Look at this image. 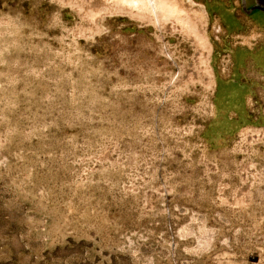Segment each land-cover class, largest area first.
I'll list each match as a JSON object with an SVG mask.
<instances>
[{
    "label": "rangeland",
    "instance_id": "374dc122",
    "mask_svg": "<svg viewBox=\"0 0 264 264\" xmlns=\"http://www.w3.org/2000/svg\"><path fill=\"white\" fill-rule=\"evenodd\" d=\"M142 1L0 0V264H264L260 1Z\"/></svg>",
    "mask_w": 264,
    "mask_h": 264
},
{
    "label": "bare ground",
    "instance_id": "6f19581e",
    "mask_svg": "<svg viewBox=\"0 0 264 264\" xmlns=\"http://www.w3.org/2000/svg\"><path fill=\"white\" fill-rule=\"evenodd\" d=\"M121 1V0H120ZM122 1H124V2H127V4L129 3V5H133V7L134 6H136V5H138V4H143L144 2L142 1V0H122ZM146 1V0H145ZM156 1V0H155ZM160 2H161V0H160ZM148 5H151V7H153L154 8V6H155V3H154V1L153 0H147V2H146ZM136 4V5H135ZM145 4V3H144ZM177 4V3H176ZM161 5H162V10H163V12L165 13V14H169L170 16H173V17H179L180 16V18H179V22H180V24H181V26L182 25H187V21H184V19H186V18H190V17H193V19H196V20H198L199 22H201L202 20H203V17L199 14V13H195V12H186V11H184L183 9H180V7H178V6H175L174 4H172V5H174V6H172L171 4H170V0H162V2H161ZM139 7V6H138ZM145 7V6H144ZM148 8V6L146 7V9ZM178 8L180 9V10H178ZM153 10V9H152ZM166 16H168V15H166ZM168 18H170V17H168ZM176 19V18H175ZM179 24V25H180ZM201 40H202V42L203 43H205V41H204V37L203 36H201Z\"/></svg>",
    "mask_w": 264,
    "mask_h": 264
},
{
    "label": "flooded vegetation",
    "instance_id": "af4514ba",
    "mask_svg": "<svg viewBox=\"0 0 264 264\" xmlns=\"http://www.w3.org/2000/svg\"><path fill=\"white\" fill-rule=\"evenodd\" d=\"M261 5H258L257 6V9L260 10V11H264V0H259Z\"/></svg>",
    "mask_w": 264,
    "mask_h": 264
}]
</instances>
